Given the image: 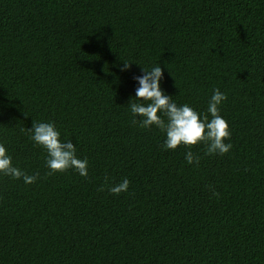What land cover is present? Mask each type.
<instances>
[{"label": "trees", "instance_id": "16d2710c", "mask_svg": "<svg viewBox=\"0 0 264 264\" xmlns=\"http://www.w3.org/2000/svg\"><path fill=\"white\" fill-rule=\"evenodd\" d=\"M139 63L178 105L226 93L229 152L133 123ZM40 121L87 177L50 174ZM0 142L37 176L0 175V264H264V0H0Z\"/></svg>", "mask_w": 264, "mask_h": 264}, {"label": "clouds", "instance_id": "9594fccd", "mask_svg": "<svg viewBox=\"0 0 264 264\" xmlns=\"http://www.w3.org/2000/svg\"><path fill=\"white\" fill-rule=\"evenodd\" d=\"M129 67L130 63L125 62L121 71ZM162 78L160 65L153 66L150 70L142 65V74L135 77L138 86L134 97L127 103L133 123H138L142 128L155 127L161 130L165 136L163 148L166 150H175L180 145L187 147L203 143L209 154L223 155L229 152L232 144L226 141L231 137V128L220 114V106L227 100V94L219 88L213 89L205 114L188 103L178 105L161 88ZM28 131L30 140L46 151L45 166L50 174L72 169L80 176L87 177V159L77 156L76 146L71 140L61 139V132L54 122H33ZM199 159L190 149L185 153V161L189 164H198ZM0 175L22 179L26 184L37 179L36 175H28L13 164L12 156L3 142H0ZM129 183L124 178L119 183L111 184L108 191L112 194L127 192Z\"/></svg>", "mask_w": 264, "mask_h": 264}]
</instances>
